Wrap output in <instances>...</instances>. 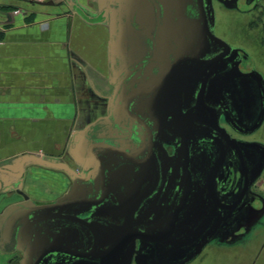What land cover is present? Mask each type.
Wrapping results in <instances>:
<instances>
[{"label":"flooded vegetation","instance_id":"af4514ba","mask_svg":"<svg viewBox=\"0 0 264 264\" xmlns=\"http://www.w3.org/2000/svg\"><path fill=\"white\" fill-rule=\"evenodd\" d=\"M228 2L138 0L135 11L115 16L116 33L117 25L129 22L125 36L134 39L132 46L119 50L106 75L81 71L89 108L74 120L63 157L56 156L78 175L37 167L56 174L61 188L40 199L24 188L36 166L26 170L22 189L38 205L36 229L19 245L1 249L2 264H178L193 254L187 264L207 244L228 242L234 216L228 218V210L219 211L218 204H228L237 194L241 176L228 138L263 144L249 135L264 119L263 112L253 128L263 107L259 85L264 84L256 70L231 77L250 67V55L241 48L228 52L210 36L229 43L216 30V3L228 9ZM97 8L92 2L86 11ZM102 19L108 36L110 14ZM188 24L195 26L193 33ZM192 35L202 36L205 44ZM90 80L100 87L110 84L111 94H92ZM238 82L247 88L234 90ZM246 94L251 103H232ZM76 131L85 140L80 161L69 152ZM86 149L99 163L85 158ZM242 152L252 168L260 154ZM229 228L234 230V223Z\"/></svg>","mask_w":264,"mask_h":264},{"label":"crops","instance_id":"0c3cea01","mask_svg":"<svg viewBox=\"0 0 264 264\" xmlns=\"http://www.w3.org/2000/svg\"><path fill=\"white\" fill-rule=\"evenodd\" d=\"M92 1L97 4L0 0V166L28 153L56 158L55 151L65 146L76 117H85L89 103L83 93V70L86 75L88 71L106 75L112 64L111 28L107 36L102 19L107 15L77 8L82 4L87 9ZM127 23L117 25L120 33L115 34L127 37ZM127 38L122 47L132 46L134 39Z\"/></svg>","mask_w":264,"mask_h":264},{"label":"rangeland","instance_id":"374dc122","mask_svg":"<svg viewBox=\"0 0 264 264\" xmlns=\"http://www.w3.org/2000/svg\"><path fill=\"white\" fill-rule=\"evenodd\" d=\"M256 1L232 0V4L228 2V9H223L216 3V30L230 45L239 47L250 55L253 68L264 84V0ZM25 4L27 7L41 6L37 3ZM246 66H249V63ZM242 84L234 83L232 87L234 90L238 86L247 88ZM247 95L244 98L240 95L233 97L232 103H251L253 100ZM236 110L238 114L241 113L240 108ZM249 137L261 140L264 144V119ZM63 148L62 146L56 149L55 156L63 157ZM27 175L26 189L36 198L50 199L61 190L55 183L57 175L53 172L36 167ZM250 189L254 197L253 206L250 209L243 208L228 222V242L214 241L207 244L187 264H264V164ZM9 199L1 198L0 206ZM248 216L253 217L249 220ZM232 223L235 225L234 230L229 228ZM4 257L5 255L0 253V264Z\"/></svg>","mask_w":264,"mask_h":264},{"label":"water","instance_id":"95a60500","mask_svg":"<svg viewBox=\"0 0 264 264\" xmlns=\"http://www.w3.org/2000/svg\"><path fill=\"white\" fill-rule=\"evenodd\" d=\"M97 2V7L99 13L102 15H107V13H111L112 18L111 23H115V16L117 14H122V9H124L126 14L132 13L136 10L138 0H95ZM120 1H125L129 4H122ZM145 2V0H142ZM119 2L118 8L114 6V3ZM58 4V3H57ZM78 9L84 11L86 7L82 4L78 5ZM133 9V11H132ZM132 11V12H131ZM188 23H191L188 21ZM125 29L130 30L129 24L127 23V27ZM177 28L173 27V33L175 34ZM186 29L193 33L195 26L193 24H188ZM197 43L203 45L205 44L203 41V37L198 40L196 36L192 35ZM213 40L224 47H228V52L231 53H239L241 50L239 47L231 46L229 43H226L223 39L211 35ZM130 38L124 37L123 35L115 34V29L112 28L109 34L108 40V52L109 58L111 61V66L115 62L116 54L122 48L123 42H128ZM250 61V67L247 70H236L234 74L231 76L232 78L246 77V75L251 72L253 68L252 59H248ZM84 73V70H83ZM85 74V73H84ZM86 76V75H85ZM120 82L122 80H119ZM110 85V84H109ZM108 85V86H109ZM88 90L92 94H99L102 98L108 97L110 93V87H100L97 82L89 81ZM117 87H115L116 89ZM114 89V94L116 90ZM259 90L262 96L263 107L261 113L259 114L257 122L253 125V128L259 123L264 110V86L262 83L259 85ZM114 96V95H113ZM112 97L109 98L108 102V110L109 116L111 113V102ZM76 135L72 136L74 141V146L70 147V155L74 161H80L82 157H84L85 147L83 141H85L80 136V131L75 132ZM74 134V133H73ZM78 134V135H77ZM228 146L232 150L235 155L237 161L236 167L240 171V185L237 194L227 203L218 204L219 211L228 210V218L235 216L238 214L243 208H248L250 206L251 198L247 199L249 193V186L251 182L256 178L259 174L260 170L264 164V145L261 143L254 142H241L234 139L228 138ZM87 150L86 159H93L97 161L98 157L95 155L96 153H92L90 149ZM243 150H256L260 157L258 161L255 162L252 168H248L247 163L245 161V157L243 154ZM99 163V161H97ZM32 166L42 167L47 169H61L65 173L70 174L71 176H76L77 173L68 167L66 164L60 163L56 158L45 157L37 154H24L19 156L18 158L11 159L7 161L2 166H0V199L1 198H14L17 197V200L7 201L5 205L0 208V249H11L13 245H19V243L26 238L35 230L36 228V220H35V208L38 207L37 204L34 203L32 199L23 191L22 189V180L23 176L26 173V170ZM78 189V188H77ZM76 192L75 186L73 187V192ZM251 207V206H250ZM130 214V212H129ZM29 217V218H28ZM253 217V216H252ZM252 217L249 219L251 220ZM22 225L19 233L16 234V230L19 228L18 225ZM22 231V234L20 233ZM22 235V236H21ZM21 236V237H20ZM20 240V242L18 241ZM193 254L189 255L186 260H182L178 264H184L187 262L189 258H191Z\"/></svg>","mask_w":264,"mask_h":264},{"label":"bare ground","instance_id":"6f19581e","mask_svg":"<svg viewBox=\"0 0 264 264\" xmlns=\"http://www.w3.org/2000/svg\"><path fill=\"white\" fill-rule=\"evenodd\" d=\"M13 200H17V197H14V198L10 199V201H13Z\"/></svg>","mask_w":264,"mask_h":264}]
</instances>
